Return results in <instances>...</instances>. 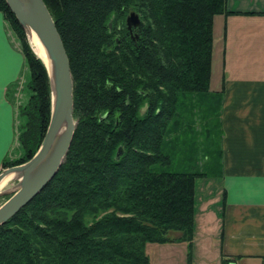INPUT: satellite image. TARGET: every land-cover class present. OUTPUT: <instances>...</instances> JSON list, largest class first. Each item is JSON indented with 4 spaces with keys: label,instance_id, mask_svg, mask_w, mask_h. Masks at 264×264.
<instances>
[{
    "label": "trees",
    "instance_id": "16d2710c",
    "mask_svg": "<svg viewBox=\"0 0 264 264\" xmlns=\"http://www.w3.org/2000/svg\"><path fill=\"white\" fill-rule=\"evenodd\" d=\"M226 1L44 0L69 59L77 123L56 175L0 226V264H149L147 243L192 244L196 180L222 178L223 90L209 87L214 17L239 13ZM130 11L140 18L131 30ZM0 12L19 39L30 92L16 112L20 152L2 170L36 153L51 90L5 0Z\"/></svg>",
    "mask_w": 264,
    "mask_h": 264
},
{
    "label": "crops",
    "instance_id": "0c3cea01",
    "mask_svg": "<svg viewBox=\"0 0 264 264\" xmlns=\"http://www.w3.org/2000/svg\"><path fill=\"white\" fill-rule=\"evenodd\" d=\"M226 7L239 13L217 15L213 21V32L219 28L215 53L223 90L222 192L201 215V228L195 220L191 245L200 264L210 259L221 264L223 256L237 257L235 264H264V0H227ZM23 67L24 56L0 12V164L20 152L17 108L6 92Z\"/></svg>",
    "mask_w": 264,
    "mask_h": 264
},
{
    "label": "water",
    "instance_id": "95a60500",
    "mask_svg": "<svg viewBox=\"0 0 264 264\" xmlns=\"http://www.w3.org/2000/svg\"><path fill=\"white\" fill-rule=\"evenodd\" d=\"M19 24L34 34L44 47L49 62H43L51 90L49 123L36 153L26 162L6 168L0 178L13 172L18 179L16 190L0 205V226L27 205L56 175L70 147L76 120L73 117V79L69 59L55 21L44 0H5ZM131 30L140 24L137 13L126 17ZM120 151L117 153V158ZM9 192L3 191L1 195Z\"/></svg>",
    "mask_w": 264,
    "mask_h": 264
},
{
    "label": "rangeland",
    "instance_id": "374dc122",
    "mask_svg": "<svg viewBox=\"0 0 264 264\" xmlns=\"http://www.w3.org/2000/svg\"><path fill=\"white\" fill-rule=\"evenodd\" d=\"M6 27L9 31L10 38L12 40V43L15 47H17L20 50V43L19 39L17 38L14 31L11 29L9 24L6 22ZM219 33L218 25L214 29L213 32V57H212V64H211V81H210V92L220 90V82H219V75L221 74V67L219 66L218 57L216 56V44L219 42V37L217 36ZM30 43V46L32 47V44L30 40L28 41ZM33 49V47H32ZM34 51V50H33ZM29 78V71L27 69L25 60H24V67L21 71L19 78L11 84L6 92L7 99L13 103V105L17 108L18 106L24 104L30 95L29 90L26 88V84ZM199 112V111H198ZM193 118V117H192ZM197 121L195 122L196 129H202V119L199 118V115L197 117ZM200 119V120H199ZM211 124L214 125L216 122V118L213 112H211L210 116ZM20 123V119H17V125ZM215 130V129H214ZM207 141H203L204 144H206ZM214 146L212 148L216 150V145L213 143ZM17 152V151H16ZM14 152L12 155L16 156L19 154ZM212 157L209 158L211 163H214L217 158ZM203 161V159H200ZM204 162V161H203ZM6 169V168H5ZM0 169V172L5 170ZM217 174V173H215ZM218 175V174H217ZM216 175V176H217ZM18 179H14L11 182H9L3 191L9 192L7 195H1L0 196V205L8 198V196L13 193L17 188ZM5 184V183H4ZM4 184L0 187L1 189L4 187ZM221 180L215 179V176L206 178H197L196 180V192H195V220H196V226L197 228L200 227L199 219L201 215L205 212V209L207 206H210L212 208V205L214 203H217V199L221 195ZM217 197V198H216ZM213 199V200H211ZM211 208L208 209V212L211 210ZM214 212V209H212ZM173 236H176L177 233H172ZM216 238L214 236L211 239L212 244H216ZM185 246V247H184ZM145 251L149 257V264H200L201 260L197 257V250L194 248V245H189L186 243H180L175 242L173 244L168 243H147L145 246ZM204 262V260H202ZM206 264H218V261L213 260H205ZM204 262V263H205Z\"/></svg>",
    "mask_w": 264,
    "mask_h": 264
},
{
    "label": "bare ground",
    "instance_id": "6f19581e",
    "mask_svg": "<svg viewBox=\"0 0 264 264\" xmlns=\"http://www.w3.org/2000/svg\"><path fill=\"white\" fill-rule=\"evenodd\" d=\"M31 44H32V47H33V50L35 52V54L40 58L42 59L45 64H48L49 62V59H48V56H47V53L44 49V47L42 46V44L40 43V41L37 39V37L34 35V34H29L28 36ZM16 179V174H14L13 172H9L5 175H3L1 178H0V187L4 184V187L1 189L0 193L3 192L5 186L11 182L12 180Z\"/></svg>",
    "mask_w": 264,
    "mask_h": 264
}]
</instances>
